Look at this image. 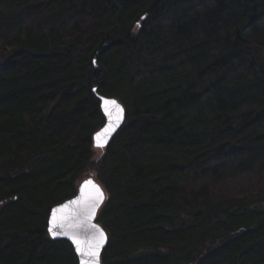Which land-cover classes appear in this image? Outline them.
I'll use <instances>...</instances> for the list:
<instances>
[{
	"label": "trees",
	"instance_id": "16d2710c",
	"mask_svg": "<svg viewBox=\"0 0 264 264\" xmlns=\"http://www.w3.org/2000/svg\"><path fill=\"white\" fill-rule=\"evenodd\" d=\"M90 175L101 264H264V0H0V264H78Z\"/></svg>",
	"mask_w": 264,
	"mask_h": 264
},
{
	"label": "water",
	"instance_id": "95a60500",
	"mask_svg": "<svg viewBox=\"0 0 264 264\" xmlns=\"http://www.w3.org/2000/svg\"><path fill=\"white\" fill-rule=\"evenodd\" d=\"M93 90L96 92L95 89H93ZM97 96H98V99L100 101V109H101V112H102V114L104 116V123L93 134V136H92V145H93L94 148L103 149V148H105L110 143V141L112 140V138L114 137V135L117 133V131L123 125L124 120H125V109H124L123 104L117 98H115V97H108V96H103V95H99V94ZM104 99H107V100H115L123 108V114H122V118L121 119H119V120L116 119L117 114H116L115 111H113V114H112L111 117H109L106 114V112H105V107L106 106L104 104ZM109 107H111V106H109ZM110 121H111V124L113 125L114 130H111V131L108 132L107 135L102 136L101 139L102 140H106V143H104V146L102 148L101 147H97L96 146V134L97 133H101L106 127H109ZM89 179H91L96 185H98L99 188L103 191V194H104L103 201L100 202L98 204V206L95 208L94 215L92 216V219L90 221L91 224H95L100 229H102L103 232L105 233V236H106V240L103 241L102 247H100V249H99V264H101V255H102V252H103L104 248L106 247L107 240H108V235H107V232L105 231V229L102 227V225L99 224L96 221V217H97V214H98V210L100 209L101 205L103 204V202H104V200L106 198V193L103 190V188L100 186V184L97 183L94 180L93 175H90L86 180H84L79 185L78 191H77V193L73 197L62 201L59 204L54 205L50 209L49 216H48V221H47V231L55 239H60L61 238V239H66L67 241H69L72 244L73 249H74V252H75V254H76L77 258H78V264H80L81 257L77 254L76 247H75V245L73 244L72 240L69 237L71 235H73V234H76L78 236V238H80L81 240L88 241V240H91L92 239L93 231L94 230H85L84 227H75V225L81 224V221L84 220L85 216L90 211V204L92 203V200H91V197L89 196V194L86 193V191H90V189H86L85 190L84 200H82L80 203L71 204V205H69V207L67 209H63L61 212L57 213V216L58 217H60V216L66 217V219L64 220V224L65 225H73V227H66L65 229H61V228L57 227L55 229V231H57V233H61L63 231H67L68 232V235L57 234L56 236H53L52 233L49 232V227L52 226L50 224V221L52 220V211L54 209L60 208L62 205L68 204V202H70V201H76V200L80 199V197H81V191H80V189H81L82 185H84L85 181H87Z\"/></svg>",
	"mask_w": 264,
	"mask_h": 264
},
{
	"label": "snow or ice",
	"instance_id": "6c2138e0",
	"mask_svg": "<svg viewBox=\"0 0 264 264\" xmlns=\"http://www.w3.org/2000/svg\"><path fill=\"white\" fill-rule=\"evenodd\" d=\"M104 104L106 106L105 112L109 117H111L113 111H115L117 114L116 119L119 120L122 118L123 108L115 100L104 99ZM111 130H114V128L110 121L109 127H106L101 133L96 134L97 147L102 148L104 146L106 140H102L101 137L107 135ZM86 189H90L89 196L92 200V203L90 204V211L85 216L84 220L81 221V224L75 225V227H84L85 230H94L92 239L88 241L81 240L76 234L71 235L69 238L75 245L77 254L81 257L80 264H99V249L100 247H102L103 241L106 240V236L102 229H100L95 224H91L90 221L92 219V216L94 215L95 208L100 202L103 201L104 194L99 186L96 185L91 179L85 181L84 185H82L80 189V199L76 201H70L68 202V204L62 205L60 208L54 209L52 211V220L50 221V224L52 226L49 227V232L52 233L53 236H56L57 234L68 235L67 231H63L61 233H57V231H55L57 227L61 229H65L66 227H73V225H65L64 220L66 219V217H58L57 213L61 212L63 209H67L71 204H77L84 200Z\"/></svg>",
	"mask_w": 264,
	"mask_h": 264
},
{
	"label": "rangeland",
	"instance_id": "374dc122",
	"mask_svg": "<svg viewBox=\"0 0 264 264\" xmlns=\"http://www.w3.org/2000/svg\"><path fill=\"white\" fill-rule=\"evenodd\" d=\"M93 148H94V147H93ZM94 149L97 150L96 152H98V150H102V149H97V148H94ZM86 193L89 194V191H86Z\"/></svg>",
	"mask_w": 264,
	"mask_h": 264
}]
</instances>
